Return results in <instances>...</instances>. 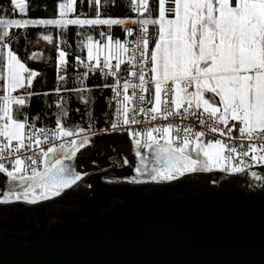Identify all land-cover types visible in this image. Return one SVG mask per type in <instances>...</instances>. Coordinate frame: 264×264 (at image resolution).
<instances>
[{"label":"snow or ice","instance_id":"6c2138e0","mask_svg":"<svg viewBox=\"0 0 264 264\" xmlns=\"http://www.w3.org/2000/svg\"><path fill=\"white\" fill-rule=\"evenodd\" d=\"M87 2L93 18L73 15L77 0H59L52 18H11L26 14V0L0 6V174L6 177L0 205H36L78 186L87 172L66 161L105 134L126 133L131 140L135 174L125 178L129 184L218 171L264 186V175L251 170L264 167V0H130L136 15L125 19L101 18V0ZM114 25L123 39L103 30ZM29 26L58 30L55 39L39 37L58 52L57 83L43 93L53 99L44 100L40 115L29 109L41 73L26 66L40 54L22 60L12 47L19 36L10 31ZM69 26H76L78 38L71 53L60 47H71ZM84 27L100 29L99 38L80 31ZM69 55L74 68L84 69L71 88ZM95 73L104 83L94 89L85 81ZM104 89L115 111L98 128L93 93ZM73 97L84 105L86 127L69 123ZM108 159L113 167L130 165L126 156ZM90 163L104 171L96 160Z\"/></svg>","mask_w":264,"mask_h":264},{"label":"water","instance_id":"95a60500","mask_svg":"<svg viewBox=\"0 0 264 264\" xmlns=\"http://www.w3.org/2000/svg\"><path fill=\"white\" fill-rule=\"evenodd\" d=\"M130 148L127 134L93 137L66 161L87 172L78 186L0 205V264H264V186L216 172L129 184ZM124 156L129 166L108 159ZM5 182L0 174V190Z\"/></svg>","mask_w":264,"mask_h":264},{"label":"trees","instance_id":"16d2710c","mask_svg":"<svg viewBox=\"0 0 264 264\" xmlns=\"http://www.w3.org/2000/svg\"><path fill=\"white\" fill-rule=\"evenodd\" d=\"M59 2V0H26L28 5L27 7V15H21L17 12L14 16L11 15V18L21 19V18H31V19H39V18H52L54 14L55 3ZM151 2V0H150ZM130 0H101V18H119L125 19L127 17H134V13L131 11L129 7ZM0 6H8V0H0ZM95 13V8H89L87 0H77L76 12L73 15H80L81 18H93ZM103 27V26H102ZM103 30L108 32L111 31L114 38L123 39L124 34L123 31L117 25L111 27V29L107 27H103ZM11 32L16 33L19 36L18 41H14L12 47L17 50L18 55L22 58L25 57V54L31 55L32 52H36L40 54V59L38 60H29L26 63V66L37 70L41 73L34 80L35 91L38 95H34L30 98V115H40L42 111L45 109L44 100L48 99L49 102L53 99L52 96H48L47 98L43 95L45 92H51L54 86L57 83L56 76L57 71L55 68V57L58 55L56 48L53 45H48L45 41L40 39V35L42 33H50L56 37L58 30L49 28H33L28 27L26 29H11ZM77 31L76 26H69L66 30L67 32V41L68 45H71L68 48L66 45L61 44V49L67 50L69 53L73 51H77L76 49V40L78 39L75 35ZM82 32H86L88 34L93 35L95 38H99L100 29H90L84 27L80 29ZM17 43L19 44V48L17 49ZM68 60V64L66 67V74L68 79V87L71 88L73 86L74 78L77 72H82L77 68H74L73 65L75 63L74 58L69 55L66 57ZM123 67V66H122ZM110 82V80H109ZM85 83L92 88H96L98 85H102L104 83L103 79L96 74H89ZM94 106L93 111L96 117V126L98 128H103L105 125L106 118H112L109 113L114 112L113 103L111 104V108H108L106 105L107 98L112 96V93L109 89H104L103 91H94ZM71 108L73 111L70 114L69 123H81L83 126H87L85 121L86 117L83 116L84 113V105L77 103L75 98L72 99ZM76 109H79V113H77ZM43 120L47 121V117H42ZM48 126H52V122L48 121Z\"/></svg>","mask_w":264,"mask_h":264},{"label":"built area","instance_id":"2783aa9c","mask_svg":"<svg viewBox=\"0 0 264 264\" xmlns=\"http://www.w3.org/2000/svg\"><path fill=\"white\" fill-rule=\"evenodd\" d=\"M135 13H134V17H135ZM117 27H119L120 29H121V31H122V28H121V26H119V25H117ZM78 70H80V71H84V69H78ZM96 74V73H95ZM131 91V90H130ZM113 109H114V111H115V101H114V103H113ZM134 127H136V126H134ZM123 134H126V133H123ZM94 137H96V136H94ZM93 138V137H92ZM256 167H260V166H254L253 168H256ZM213 172H216V173H220V172H218V171H213ZM220 174H223V173H220ZM223 175H225V176H233V175H228V174H223Z\"/></svg>","mask_w":264,"mask_h":264},{"label":"rangeland","instance_id":"374dc122","mask_svg":"<svg viewBox=\"0 0 264 264\" xmlns=\"http://www.w3.org/2000/svg\"><path fill=\"white\" fill-rule=\"evenodd\" d=\"M27 4V3H26ZM22 15V14H21ZM24 15H27V10H26V14H24ZM25 18H27V17H25ZM29 27H31V26H29ZM113 63H115L114 61H113ZM55 198V197H54ZM53 199V198H52Z\"/></svg>","mask_w":264,"mask_h":264}]
</instances>
